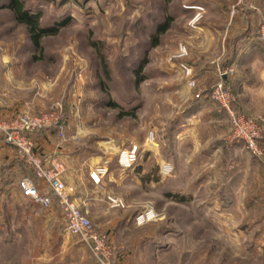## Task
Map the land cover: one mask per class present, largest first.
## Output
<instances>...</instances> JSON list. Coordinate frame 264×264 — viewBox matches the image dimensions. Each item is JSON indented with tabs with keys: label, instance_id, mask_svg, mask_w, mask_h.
Segmentation results:
<instances>
[{
	"label": "rangeland",
	"instance_id": "obj_1",
	"mask_svg": "<svg viewBox=\"0 0 264 264\" xmlns=\"http://www.w3.org/2000/svg\"><path fill=\"white\" fill-rule=\"evenodd\" d=\"M6 1L0 100L13 114L56 111L63 140L87 157L88 175L105 169L97 186L81 183L78 197L101 204L94 209L99 227L90 219L95 228L123 220L122 247L108 239L113 259L264 264V0H23L42 25L67 21L41 40L38 60L25 26L1 7ZM218 82L229 106L259 126L256 150L230 140L228 113L212 97ZM132 147L136 161L120 165ZM107 196L122 199L123 208H107ZM5 200L0 187V264H101L76 236L39 251L47 240L19 233ZM148 209L155 220L132 223Z\"/></svg>",
	"mask_w": 264,
	"mask_h": 264
},
{
	"label": "built area",
	"instance_id": "obj_2",
	"mask_svg": "<svg viewBox=\"0 0 264 264\" xmlns=\"http://www.w3.org/2000/svg\"><path fill=\"white\" fill-rule=\"evenodd\" d=\"M194 9V8H193ZM197 17L193 19L196 21ZM264 32V31H263ZM262 32V33H263ZM264 37V34H262ZM212 97L227 111L231 126V141H241L249 149L256 150L260 138V128L253 119L238 114L229 106L230 95L218 82L212 92ZM55 128L60 139L64 138V126L61 115L56 111L30 115L16 113L8 119L0 118V136L5 143L14 148L17 157L24 162L32 176H24L18 180V188L22 196L42 209H49L54 198L58 200L65 230L68 234L78 237L97 258L101 264H113L114 253L107 235L97 231L90 218L84 212L85 199L75 196L73 186L66 184L62 175L65 171L64 163L56 158L45 162L35 151L32 135L40 130ZM137 150L132 147L119 156L120 165L131 166L136 161ZM105 172L102 167H95L89 172V179L97 186ZM34 179L41 180L49 186V192H43ZM109 209L123 208V200L107 196L105 200ZM157 216L148 209L133 217V224L141 225Z\"/></svg>",
	"mask_w": 264,
	"mask_h": 264
},
{
	"label": "crops",
	"instance_id": "obj_3",
	"mask_svg": "<svg viewBox=\"0 0 264 264\" xmlns=\"http://www.w3.org/2000/svg\"><path fill=\"white\" fill-rule=\"evenodd\" d=\"M222 50L223 53L226 52V48L224 49V47H222ZM224 60V62H226V56ZM223 79L226 81L225 76H223ZM7 104V101L0 100V118L8 119L16 112V108ZM32 138L35 144V151L45 162H48L52 158H56L64 163L65 171L62 175V179L66 184L73 186L76 197L85 195L82 193L81 183L87 182L88 185L94 187V184H92L88 177L86 166L88 159L85 156H81V152L72 148L71 140L64 141L60 139L55 128L40 130L34 133ZM24 176H32L31 171L27 165L17 157L14 148L5 143L0 136V187L6 197L4 204L8 207L10 215L16 216L18 219L17 222L20 224V227H17V231L19 233L27 234V238L39 237L47 240V247L45 249L41 248L39 251H53L54 240H61L64 237L72 235L68 234L65 230V224L56 198H54L53 204L49 209H42L22 196L18 188V180ZM34 181L43 192H49V186L45 184V182L38 179H34ZM97 203L98 202L92 199V201L88 202L83 208L84 212L93 223H95L96 219H100L99 214H95L94 212L96 207L99 206L100 208L101 206V204ZM122 221L123 220L120 219L118 220V218L114 220L109 219L106 221V224H103L100 230L95 228L94 224H92L97 231L104 232L107 238L111 240V243L113 241L115 242H113L115 246L112 245L114 248H121L122 246L117 245L119 239L116 240V237L118 232L123 231L120 228ZM98 225L99 224H96V226ZM20 228L21 231H19ZM68 247L65 248L69 249ZM42 256L43 253L40 255L38 254L37 258L44 259ZM123 262L124 261H121L120 258H116V260L113 259V264H123Z\"/></svg>",
	"mask_w": 264,
	"mask_h": 264
},
{
	"label": "trees",
	"instance_id": "obj_4",
	"mask_svg": "<svg viewBox=\"0 0 264 264\" xmlns=\"http://www.w3.org/2000/svg\"><path fill=\"white\" fill-rule=\"evenodd\" d=\"M1 7L7 8L11 11L13 19L16 23L24 25L26 28L27 36L29 41L32 43L33 48L38 51V56H33L34 60L41 59L42 56V46L41 40L47 36L56 35L61 27H63L67 21H57L49 23V25H42L38 13H33L27 9L24 5L23 0H7L5 4H2ZM171 18L167 16L165 20L156 26L154 35L151 36L152 45H157L159 36L163 34L169 27ZM145 64V60L140 63L137 69L134 70V74L137 76L135 79V84L143 80L141 75V67ZM128 114V113H127ZM129 113L128 115H130ZM173 199L179 201L183 197L177 194H174Z\"/></svg>",
	"mask_w": 264,
	"mask_h": 264
}]
</instances>
